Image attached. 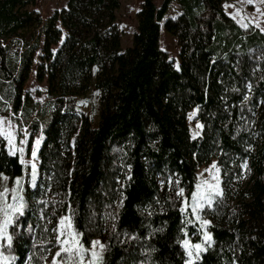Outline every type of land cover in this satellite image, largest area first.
Masks as SVG:
<instances>
[{
    "label": "trees",
    "instance_id": "1",
    "mask_svg": "<svg viewBox=\"0 0 264 264\" xmlns=\"http://www.w3.org/2000/svg\"><path fill=\"white\" fill-rule=\"evenodd\" d=\"M231 1L140 0L130 46L122 48L120 0H67L47 20L25 10L35 0H0V116L21 127L29 115L25 86L40 35L36 79L47 76L52 108L43 123L28 125L42 137L38 174L32 195L19 184L25 209L9 229V264L29 254L43 264L28 235L29 199L48 190L85 247L103 239V264H185L178 241L182 229L190 238L196 230L167 185L177 179L190 196L197 165L213 157L223 194L203 211L212 242L196 264H264V33L230 17L222 4ZM161 28L177 39V70L161 48ZM88 93L100 101L97 114L66 101ZM192 110L203 126L196 138ZM246 159L251 183L234 191ZM1 174L25 176L3 137Z\"/></svg>",
    "mask_w": 264,
    "mask_h": 264
},
{
    "label": "rangeland",
    "instance_id": "2",
    "mask_svg": "<svg viewBox=\"0 0 264 264\" xmlns=\"http://www.w3.org/2000/svg\"><path fill=\"white\" fill-rule=\"evenodd\" d=\"M66 1L67 0H35L33 4L27 5L25 7V10L35 14H40L44 20H47L52 17L54 13L61 11V9L65 7ZM153 1L156 5H158L161 0ZM140 6V0H120V6L116 11V25L120 35V42L122 48L130 46L131 38L136 27V15L137 12L140 10ZM222 7L225 12L230 17L235 19L241 26L246 27L248 25H253L264 33V0H235L231 2H224L222 4ZM173 8L174 10L171 11V15L174 14V11H176L174 6ZM57 26L58 28H61V25L59 23H57ZM64 34L65 32L62 31L61 40L64 37ZM160 42L161 48L168 52L169 58L173 62V67L177 70L179 68L180 58L179 46L176 37L170 33L165 32L164 29L161 28ZM39 43V49L35 50L33 54L32 67L30 69L25 86V91L28 99V117L26 119H21V127H18L17 123L14 122L13 119L6 116H0V119H3V121L5 122V127H7L8 121H11V124L13 125L15 139L13 141L12 146V153L14 154L11 155H17L19 157L20 163L21 155L19 150L23 148V163L21 164L24 166L25 176L21 180H18L20 181V185L22 186L23 190H27V192L31 193V195L35 182L32 179L33 164L35 165L36 169V178L38 174V149L35 147V141L37 139H40L41 141L42 137L38 138L35 134V131L33 129H30L28 125L35 120L39 123H43L45 120L48 119V117L52 113V108L49 107L51 98L48 96L47 76H44L42 81H38L36 79L37 66L42 63V54L40 51L43 43L42 35H40ZM56 48L57 47H55L54 49ZM89 95L90 94L88 93L87 95L72 96L66 99V101L70 102V104H72L74 108L82 111L83 113H88L90 110H92L97 114L100 109V101L97 98L90 97ZM56 97H58V95ZM195 114L196 110H192L188 116V126L192 138L194 134L198 133V135L195 136L196 138L200 136L201 133V128L197 127L199 122L196 120ZM30 138H32V143L29 146L28 143ZM20 141H24V143L21 144ZM5 145L8 153L10 154V146L7 140H5ZM34 149L36 150L35 158H33L31 155ZM245 164L247 165V167H242ZM213 165H216V167L213 168ZM213 175H215L218 179L213 180ZM251 180L252 170L250 168V160L246 159L241 165V174L237 178V180H235L232 187L234 191H240L246 188L251 183ZM16 181L17 179L12 180L4 174L0 175V192L4 191L5 188L9 189V202H11V189L17 187ZM203 181H209L212 184H218L219 189L223 194L221 168L218 165L216 158L213 157L209 161L197 165L194 192L197 190L196 185L201 184ZM171 186L174 187L175 194L181 189L179 186V181L177 179L168 182L167 187L169 188ZM163 187L164 184L161 183L160 188L162 189ZM20 194L24 195L22 192ZM176 196L180 209L183 207L185 198H187L189 201L191 200V195L187 197L185 191L183 197L178 196L177 194ZM221 196L222 195L216 196L215 200L221 198ZM29 206L30 218L34 221L28 232V235L30 236L31 240V245L33 247H37V250L35 252L38 253L40 260L43 264H53V258L56 257L57 252L60 251L59 246L57 244V232L55 231V229H57L61 218L71 217V215L68 212L65 215L60 213V202L57 201L56 196H53L49 190L45 192L40 191L38 198L32 197L31 199H29ZM212 206L213 205H211L210 207L205 206L204 210L209 209ZM190 213L191 209L189 208L188 214L185 215H189V218L193 220V223L191 225L196 230V232L194 233L195 235L193 234V236H198V240L196 242L192 241L193 236L191 238L187 236L184 237V239H190L193 244L200 243L203 239L202 233L204 230H206L207 233L210 235V221L207 216L204 215V213L202 212L201 220H206L209 222L206 229H204L201 226V222L196 221L195 218L190 215ZM0 219H3L2 214H0ZM197 229H200V231H197ZM95 240H99L102 244H104L103 239L101 237H96L95 239H93V241ZM205 247L207 248V245H205ZM97 250L99 251V248H97ZM60 259H63V256ZM187 259L188 257L186 255V261ZM23 264H34L33 258L30 254L26 257Z\"/></svg>",
    "mask_w": 264,
    "mask_h": 264
},
{
    "label": "snow or ice",
    "instance_id": "3",
    "mask_svg": "<svg viewBox=\"0 0 264 264\" xmlns=\"http://www.w3.org/2000/svg\"><path fill=\"white\" fill-rule=\"evenodd\" d=\"M197 127L202 128L203 126L198 124ZM196 135H198V133L194 134L193 138H195ZM0 137L7 140L10 146V154H14L12 153V146L15 139V132L11 121H8L7 127H5V122L3 119H0ZM20 143L23 144L24 141H20ZM40 143V139L35 141V147L37 149ZM19 151L21 163H23V148ZM31 155L33 158L36 157L35 149L32 151ZM212 167L215 168L216 165ZM242 167L246 168L247 165L245 164ZM35 171V165L33 164V181L36 179ZM212 179L217 180L218 178L213 175ZM19 184L20 181L17 180V187L11 189V202H9V189L5 188L4 191L0 192V214L3 216V219H0V264H9V257L4 253L5 247L9 249L12 247L13 235L10 233L9 229L18 226L17 221L19 216L24 215L25 201L23 195L20 194L21 189L19 188ZM196 189L197 190L191 194L190 201L187 198L184 199L181 213L188 214V209L190 208V215L194 217L196 221H200L202 228L206 229L209 222L201 220V213L204 211L205 206L210 207L213 205L215 197L222 195V193L218 184H212L209 181H203L201 184H197ZM176 194L183 197L184 189L181 188ZM187 223L192 224L193 220L189 219ZM55 231L57 232V244L60 251H58L56 257L53 258V264H58V260L59 264H103V253L106 250V246L99 240H95L91 242L90 247H85L81 242L83 233L75 229L71 217L61 218ZM182 231L184 232V236L187 237L188 233L183 229ZM197 231H200V229H197ZM202 236L203 239L200 243L193 244L188 238L178 241L188 257L185 264H196L200 259L201 253L207 250L205 245L210 246L212 238L206 230L203 231ZM97 248H99V251ZM62 256L63 259H60Z\"/></svg>",
    "mask_w": 264,
    "mask_h": 264
}]
</instances>
